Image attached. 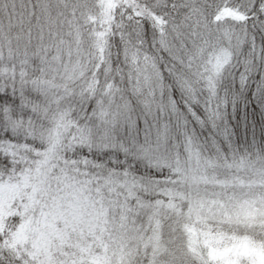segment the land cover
I'll return each mask as SVG.
<instances>
[{
    "label": "snow or ice",
    "instance_id": "obj_1",
    "mask_svg": "<svg viewBox=\"0 0 264 264\" xmlns=\"http://www.w3.org/2000/svg\"><path fill=\"white\" fill-rule=\"evenodd\" d=\"M0 264H264V0H0Z\"/></svg>",
    "mask_w": 264,
    "mask_h": 264
}]
</instances>
